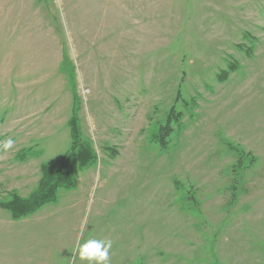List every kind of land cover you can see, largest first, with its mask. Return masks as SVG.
Segmentation results:
<instances>
[{"label": "rangeland", "instance_id": "obj_1", "mask_svg": "<svg viewBox=\"0 0 264 264\" xmlns=\"http://www.w3.org/2000/svg\"><path fill=\"white\" fill-rule=\"evenodd\" d=\"M10 138L0 264H72L89 239L108 264H264V0H0ZM81 147L96 162L56 202L1 206Z\"/></svg>", "mask_w": 264, "mask_h": 264}, {"label": "trees", "instance_id": "obj_2", "mask_svg": "<svg viewBox=\"0 0 264 264\" xmlns=\"http://www.w3.org/2000/svg\"><path fill=\"white\" fill-rule=\"evenodd\" d=\"M237 70L236 64L231 63L229 69L224 70L219 79L226 81L232 72ZM75 117V116H74ZM75 119L70 121V125L74 126L73 130L78 132L77 125L74 124ZM164 139L159 137L158 141L162 142ZM82 153L78 158H74L73 162L64 160V165L61 169L55 170L52 166L43 167V177L40 182L39 188L29 199H22L18 196L13 199L1 203V206L8 210L14 219H20L29 215H32L39 211L44 205L48 203H54L58 200V190L60 188L73 189L75 184L70 177L68 170L69 166H74L76 170L84 169L89 165L96 162V154L87 149L81 147ZM63 164V162H61Z\"/></svg>", "mask_w": 264, "mask_h": 264}, {"label": "clouds", "instance_id": "obj_3", "mask_svg": "<svg viewBox=\"0 0 264 264\" xmlns=\"http://www.w3.org/2000/svg\"><path fill=\"white\" fill-rule=\"evenodd\" d=\"M14 141L10 138L0 143V148L4 150L11 149ZM111 241L89 239L82 244H78L77 248L72 252V264H76V259L87 261L88 264H108L109 250Z\"/></svg>", "mask_w": 264, "mask_h": 264}]
</instances>
